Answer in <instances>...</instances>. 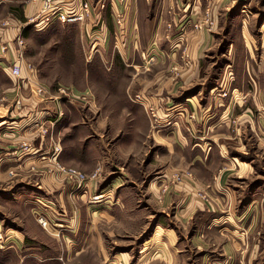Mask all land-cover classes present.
<instances>
[{
  "label": "rangeland",
  "instance_id": "obj_1",
  "mask_svg": "<svg viewBox=\"0 0 264 264\" xmlns=\"http://www.w3.org/2000/svg\"><path fill=\"white\" fill-rule=\"evenodd\" d=\"M4 1L0 20L12 28L10 21L36 15L26 18L24 7L38 11L42 0ZM82 1L91 9L83 24L54 23L23 36L24 60L44 96L0 71V121L8 122L0 127V163L4 147L22 157L38 137L51 160L43 175L69 185L55 168L70 167L96 178L82 191L69 185L74 216L57 202L10 201L21 172L6 167L1 230L29 232L40 244L47 231L68 230L72 218L88 239L59 250L51 264H264V0ZM59 88L71 97L61 98ZM55 98L69 128L47 123L36 135L21 122L36 112L22 102L53 103L52 116ZM22 129L34 134L23 139ZM64 146L81 155L79 167L58 161ZM195 157L212 171L192 165ZM119 175L127 179L121 189L111 185ZM2 250L0 264H21L19 253Z\"/></svg>",
  "mask_w": 264,
  "mask_h": 264
},
{
  "label": "crops",
  "instance_id": "obj_2",
  "mask_svg": "<svg viewBox=\"0 0 264 264\" xmlns=\"http://www.w3.org/2000/svg\"><path fill=\"white\" fill-rule=\"evenodd\" d=\"M5 3L6 2L4 0H0V11L3 9ZM30 8H31V10L27 9V11H26V7L23 8V12H24L26 18L32 16L35 12H37L35 6H34V9H32L33 7H30ZM26 13H27V15H26ZM2 21L3 20H0V45L6 43V44H8L9 47H14V44H12L11 41L14 40L15 37L18 35V33L21 31V30H19V28H21L24 23H20V21H17V20L10 21L9 23L11 24V22H12V24L14 25L11 28L10 25L8 27H5V26H7V23L3 24ZM5 22H7V21H5ZM21 35L23 38L24 33ZM131 40H132L131 37H129L128 41H131ZM7 55L8 54H6V55L0 54V71L4 72L6 74V76L11 79V77L9 75L8 68H7V64L9 63L8 59H11V56L8 57ZM12 80H14V79H12ZM17 82H20V81H17ZM146 88L148 89L149 87H146ZM144 102H146V101H144ZM21 104H23V106L28 105L27 106L28 108L25 109L26 112L31 111L30 109H32L33 106L36 107L35 108L36 112L29 114L30 120L25 119V120L21 121L25 125L32 124V126L36 127L35 130L38 128L37 131L34 132L36 135L38 134V132H40V127L44 126L47 123L48 124L54 123L56 125L58 124L56 129L59 131H62V129L64 127L69 128L68 124H66L68 121L67 115L63 119L58 118L57 115L51 116L50 111L52 110L51 105L53 103L52 104H48V103L40 104V103H36V101L30 100L29 102L24 101ZM38 104H40V105H38ZM55 106H56V103L54 105V109H55ZM45 109H47L49 111L47 112ZM21 122L19 124H21ZM7 123L8 122L4 121V120L0 121V127L4 126V124H7ZM53 125H52V127H53ZM17 128H19V127H17ZM7 129L9 130L8 127H7ZM23 129H25V128H23ZM23 129L20 131V133H21L20 135L23 137V139L27 135H29L31 132H32V134H34L33 133L34 130H33V131H28L27 135H25L26 132L22 133ZM16 135H17V133H16ZM7 142L10 143V140ZM30 142L33 145V147L30 148L32 150H29V152L25 156L20 157L19 153L16 152L15 150L10 151L11 148L13 149V146H10V145L4 147L3 150H5V151L1 152L4 155L3 158L4 157H6V158L0 163V170L2 169V171H3L2 173L0 172V181H4V180L8 181V178H6L5 174H4V170L6 167L9 168V166H10L12 168H16L18 171L21 172V175L15 179L16 182L12 180L10 183L11 184V186L9 188L10 191L7 192L8 194L11 195L10 201H12V202L16 201V205H19L18 203H22V201L23 202H30L31 201V204H33V202H36V201L41 202V200L45 201L47 203H51V204H54V202H57L59 208H63V209L66 208V210L68 211V213L70 215H72V213H73L75 216L76 211L74 208H75L76 203L73 201V198H72L74 195L73 189L69 185L63 184L57 175H55V174L50 175V173L43 175L42 171L39 172L40 168H45L47 165H51V160H49V158H47V156H46V155H48V152L46 153V151L44 149L41 150L42 144H40L38 137L35 139L32 138V140ZM40 152H42V153L39 154ZM73 154L74 153L70 152L68 150V148L64 146V147H62L61 153L58 156V161L61 164H64L66 166H77V167H79L78 161H79V157L81 158V155L74 156ZM28 155H30V156H28ZM82 155L84 157L89 158L90 152H85V153L82 152ZM44 156H45V159L43 160L42 158ZM232 159L235 160V158H232ZM191 164L203 166L204 168H206L207 171L211 169V166L207 167L206 164L201 162V161H200V163H198L197 157L193 158ZM30 165L35 167V171L30 170V172H28ZM80 168L83 169L82 167H80ZM83 170H86V169H83ZM210 171H212V170H210ZM207 174L210 175V173H207ZM207 174H205V175H207ZM126 181H127V179H125L124 177L119 175L114 179V181H113V183H111V185H112V187L116 186V188L121 189L123 183ZM199 181H203V178H199ZM15 183L17 185H13ZM7 184H9V182ZM152 185L153 184H151V185L149 184V187H152ZM89 192L93 193V191H89ZM1 194L3 195V193L0 191V195ZM107 196L110 197L109 195H107ZM107 196H106V194H104V192H102L101 193V202L110 204L111 201L107 200V198H108ZM83 197H85V196L84 195L81 196V198H83ZM129 198H130L129 202L131 203V207L136 209L137 197L130 196ZM108 199H110V198H108ZM121 204H124V202L122 201V197H121V193H120V195L118 194L114 197L113 206L114 207L118 206L117 208H119L121 206ZM40 208H42V207H40ZM32 209H33V211H38L36 208H32ZM135 209H133V210H135ZM62 212L64 214L66 213L65 210H63ZM82 213H83V210L81 211V215H82ZM69 222H70L69 229L62 231L65 233H62V232L54 230V229H52L50 233H48V231H47L45 234L50 239H48L45 235L44 236L45 240L42 241L41 243L39 242L40 244L33 243L34 238L31 237L29 232L23 233L20 229H17V230L13 229L12 230V228H10V229L6 228L7 230H5L4 232L6 235L7 246H6L5 250H2V253H7L10 251L15 252L17 254L19 253L21 255L20 261H19L21 264H51L52 261L57 260V252L59 250H61V251L66 250L67 252H69L71 250L73 251L77 245L78 246H79V244L83 245L85 240L87 241V239H88V235H85L80 230V228L78 230L76 228H73L74 223H73L72 218L69 220ZM212 226H214V225H212ZM1 228H2V225L0 223V230H1ZM217 230H220V229L218 228ZM25 234L28 237H25ZM58 242H60V244ZM146 244H148V242ZM233 248L234 247H232V250H233ZM117 256L118 255H115L114 258ZM14 264H18L17 261L14 262Z\"/></svg>",
  "mask_w": 264,
  "mask_h": 264
},
{
  "label": "built area",
  "instance_id": "obj_3",
  "mask_svg": "<svg viewBox=\"0 0 264 264\" xmlns=\"http://www.w3.org/2000/svg\"><path fill=\"white\" fill-rule=\"evenodd\" d=\"M90 14L91 9L89 4L82 0H78L75 3L65 4L62 0L60 2H55V0H42L36 15L31 17L27 23H24L21 28L24 29L26 25H28L35 31H43L54 23L62 25L73 23L83 24L86 20L90 19ZM11 43L14 44V47H9L6 43L0 45L1 55H6L9 52L14 53V57L11 58L7 66L10 77L14 80H21L22 84L25 87H28L29 90L36 96H44L45 88L37 78L36 68L24 60L23 53L25 45L21 36V31L15 39L11 41ZM93 50L94 47L92 48L89 58L92 57ZM58 94L62 96L61 98L71 97V93H68L67 89L64 88H59ZM82 99L87 102L85 96ZM59 100L60 99L55 98L56 110H59L55 114L58 118H61L63 113L59 109ZM46 133H48V131L44 130L43 134ZM24 152L28 153L29 148H26ZM58 152L59 149L55 147L53 150L54 159H56L55 154L58 156ZM55 171L58 172V174H63L67 184L71 186L73 185L77 190H85L87 184L96 178L95 174L87 176L70 167H57L55 168ZM43 222V219L39 220V223L42 224ZM6 246V235L2 230H0V249H5Z\"/></svg>",
  "mask_w": 264,
  "mask_h": 264
},
{
  "label": "trees",
  "instance_id": "obj_4",
  "mask_svg": "<svg viewBox=\"0 0 264 264\" xmlns=\"http://www.w3.org/2000/svg\"><path fill=\"white\" fill-rule=\"evenodd\" d=\"M31 28H32L31 26H26V27L24 28V30H23L24 35H25L26 32H28L29 29H31Z\"/></svg>",
  "mask_w": 264,
  "mask_h": 264
}]
</instances>
